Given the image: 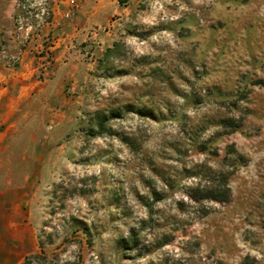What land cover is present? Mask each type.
<instances>
[{
	"label": "rangeland",
	"instance_id": "rangeland-1",
	"mask_svg": "<svg viewBox=\"0 0 264 264\" xmlns=\"http://www.w3.org/2000/svg\"><path fill=\"white\" fill-rule=\"evenodd\" d=\"M4 114L32 264H264V0H0Z\"/></svg>",
	"mask_w": 264,
	"mask_h": 264
},
{
	"label": "crops",
	"instance_id": "crops-1",
	"mask_svg": "<svg viewBox=\"0 0 264 264\" xmlns=\"http://www.w3.org/2000/svg\"><path fill=\"white\" fill-rule=\"evenodd\" d=\"M1 117L0 123H4L8 116ZM14 126L9 124L7 129ZM32 159L0 158V264H21L38 250L43 200L39 196L38 172L30 165Z\"/></svg>",
	"mask_w": 264,
	"mask_h": 264
},
{
	"label": "trees",
	"instance_id": "trees-1",
	"mask_svg": "<svg viewBox=\"0 0 264 264\" xmlns=\"http://www.w3.org/2000/svg\"><path fill=\"white\" fill-rule=\"evenodd\" d=\"M105 123H106V118H103V120L99 121L97 124V131L96 132L91 131L88 134V136L96 137L101 132H103V130L105 129ZM230 123L233 131H235L239 127V124H234L233 122ZM190 198L193 199L194 201L204 200V201L216 202L219 204L228 203L231 198V192L227 185V178L221 177L216 179L213 183H211L210 187L206 189L196 188L192 196H190ZM21 264H32L31 258L29 256L26 257Z\"/></svg>",
	"mask_w": 264,
	"mask_h": 264
}]
</instances>
